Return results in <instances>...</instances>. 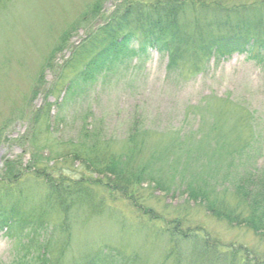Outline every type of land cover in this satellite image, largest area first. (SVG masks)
<instances>
[{
    "label": "rangeland",
    "instance_id": "374dc122",
    "mask_svg": "<svg viewBox=\"0 0 264 264\" xmlns=\"http://www.w3.org/2000/svg\"><path fill=\"white\" fill-rule=\"evenodd\" d=\"M204 1L230 7L264 0ZM125 2L0 0V179H14L26 168L28 175L19 179V187L33 207L44 193L32 176L34 159L33 166L40 170L54 168L50 174L55 177L84 182L87 206L48 215L51 228L61 223L68 227L62 264H88L96 255V264H227L219 253H235L238 264H264V237L217 220L189 200L178 184L171 185L168 194L148 184L134 190V203L150 219L108 190L101 177L68 159L83 127L99 133L98 139L111 145L114 154H122L130 125L141 117L138 122L158 136L143 139L146 146L135 165L176 141L168 134L179 129L197 132L202 125L203 131L211 130L214 120L231 129L233 150L239 152L245 141L252 146L256 137L253 152H260L258 159L264 164V64L244 54L200 56L196 62L182 50L170 69L168 56L156 51L144 58L114 54L101 57L88 75L78 79L85 59L78 52L98 29L122 14ZM183 24L192 36L193 15L187 14ZM77 82L76 104L67 105L66 118L55 123V97L63 98L66 83ZM36 111H41L39 120ZM167 130L165 137L160 136ZM174 151L187 153L179 147ZM7 163L12 169L6 174ZM182 163L181 168L186 162ZM173 222L183 232L212 242L219 252L202 250L201 241L175 247L170 238ZM59 242L64 245L65 239ZM17 255L16 239L0 232V264H12Z\"/></svg>",
    "mask_w": 264,
    "mask_h": 264
},
{
    "label": "trees",
    "instance_id": "16d2710c",
    "mask_svg": "<svg viewBox=\"0 0 264 264\" xmlns=\"http://www.w3.org/2000/svg\"><path fill=\"white\" fill-rule=\"evenodd\" d=\"M187 14L194 19L192 36L183 24ZM189 44L191 46L187 47ZM182 50L196 62L200 56L207 59L238 53L264 64V1L226 7L218 2L207 4L204 0H126L122 14L98 29L78 52L77 56L87 57L82 71H78V79L88 75L101 57L109 59L114 54L144 58L150 51H156L168 56L170 69ZM78 82L66 83L62 86L63 98L55 97V123L66 118L63 113L67 105L76 104ZM35 113L39 120L41 111ZM135 120L123 140L125 152L122 154H114L111 145L98 139L99 133L83 127L79 140L71 145L68 159L101 177L107 182L108 190L130 201L139 214L149 216L133 201L136 188L148 184L168 194L171 185L178 184L189 200L204 206L217 220L264 237V164L258 159L260 152L257 155L253 152L256 137H253L252 146L245 141L238 152V149L233 150L231 129L217 120L207 131H203V125L197 132L184 133L185 130L179 129L167 135L170 132L167 130L160 136L166 134L176 141L170 142L161 152L153 151L147 161L135 165L146 146L143 139L151 134L158 136L156 131L145 127V123L138 122L141 117ZM176 147L187 153L179 155L174 151ZM242 150L244 153H240ZM33 161L36 160H32V176L39 180L35 179L44 193L38 197L37 206H31L30 198L19 187V179L28 175L26 168L14 179H0V232L16 239L18 255L12 264H62L68 250L65 236L68 227L61 223L60 227L51 228L48 215H54L53 211L64 214L71 207L87 206L88 192L83 181L55 177L50 174L54 168L40 170L33 166ZM182 162H186L183 168ZM10 165L6 164V174L12 169ZM171 228L170 238L175 247L201 241L202 245L198 246L202 250H216L212 242L198 239L195 233L183 232L178 222H173ZM62 238L64 245L59 242ZM219 254L228 260L227 264H238L235 253L231 256ZM97 256L88 264L98 263Z\"/></svg>",
    "mask_w": 264,
    "mask_h": 264
}]
</instances>
